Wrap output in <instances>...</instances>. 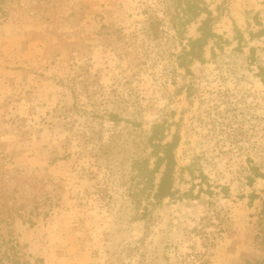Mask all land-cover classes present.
Masks as SVG:
<instances>
[{
	"label": "rangeland",
	"instance_id": "rangeland-1",
	"mask_svg": "<svg viewBox=\"0 0 264 264\" xmlns=\"http://www.w3.org/2000/svg\"><path fill=\"white\" fill-rule=\"evenodd\" d=\"M199 2L224 41L191 61L206 11L182 36L175 0L2 2L0 242L37 264L264 257V36L248 35L264 0ZM154 132L178 139L161 200L163 167L135 181Z\"/></svg>",
	"mask_w": 264,
	"mask_h": 264
},
{
	"label": "trees",
	"instance_id": "trees-1",
	"mask_svg": "<svg viewBox=\"0 0 264 264\" xmlns=\"http://www.w3.org/2000/svg\"><path fill=\"white\" fill-rule=\"evenodd\" d=\"M4 0H0V14H5L4 9H2V2ZM175 8H176V21L182 22V36L183 30L187 24L192 19L197 18L203 11H206V16L200 20V24L198 26V31L200 36L192 39H187V44L182 47V54L189 56L190 61L194 58L201 59L203 55V48L207 45L209 40H214V44L220 46L224 41L220 36H218L213 30V16L212 13L206 10L204 6H202L199 0H175ZM254 23L259 26V29L256 31L249 30L248 35L250 39L255 37L264 36V12L262 15L255 14ZM177 31L179 28H176ZM238 35L236 40L241 46V44L246 43L243 35L240 32H237ZM249 52L251 54V60L255 61V47L249 46ZM258 70L260 76L264 79V67L258 66ZM156 133H152L150 136V141L153 144L154 154L156 156V161L154 162V168L150 169L148 166L135 167L134 170L136 172L135 181L139 183H144L143 187L149 182L153 184V177L155 173L160 171L159 181L154 186L155 191L153 192V198L156 200H161L165 197L171 196L173 192V169L175 166L174 154L173 150L178 144L177 136L175 135L171 142H167L164 144H154L156 139ZM137 184V183H136ZM261 227L259 230L260 240L264 243V221L261 222ZM18 244L16 242L11 241H1L0 242V264H37L36 262L31 263L30 261L23 259L20 256V253L17 250ZM245 264H264V257L251 259L245 262Z\"/></svg>",
	"mask_w": 264,
	"mask_h": 264
}]
</instances>
